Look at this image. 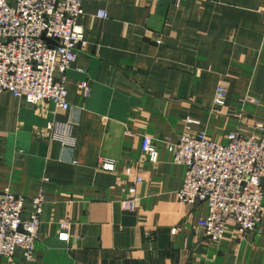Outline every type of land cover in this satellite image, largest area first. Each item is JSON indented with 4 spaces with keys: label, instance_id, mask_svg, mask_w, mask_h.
I'll use <instances>...</instances> for the list:
<instances>
[{
    "label": "crops",
    "instance_id": "crops-1",
    "mask_svg": "<svg viewBox=\"0 0 264 264\" xmlns=\"http://www.w3.org/2000/svg\"><path fill=\"white\" fill-rule=\"evenodd\" d=\"M80 24L85 45L67 73L69 111L0 93V192L25 199V220L32 200L45 199L34 260L17 250L0 264H264V215L244 240L230 226L212 243L197 225L206 205L177 199L186 167L165 144L185 132L223 144L233 132L260 133L264 0H91ZM218 87L228 93L220 113ZM144 136L158 143L156 164L143 159ZM102 160L116 170L101 169ZM139 174L136 210L126 211ZM65 223L70 239L61 242Z\"/></svg>",
    "mask_w": 264,
    "mask_h": 264
},
{
    "label": "built area",
    "instance_id": "built-area-1",
    "mask_svg": "<svg viewBox=\"0 0 264 264\" xmlns=\"http://www.w3.org/2000/svg\"><path fill=\"white\" fill-rule=\"evenodd\" d=\"M91 0H16L10 5L0 0V93L37 106L52 103L67 112V73L85 45V30L80 24L84 4ZM100 19L107 18L103 11ZM85 97L91 95L87 81L80 85ZM228 102L227 90L218 87L214 110ZM55 132L66 135L69 125L50 123ZM259 134L233 132L226 144L213 142L205 132H185L175 144L165 142L173 162L186 167L182 188L176 194L180 203L206 205L208 214L197 225L212 243H220L234 227L233 237L244 240L261 224L264 215V124L256 123ZM62 135V136H63ZM143 159L159 161L158 143L150 136L142 139ZM101 169L114 172L116 163L100 162ZM137 175L123 203L126 211L136 210L139 186ZM45 205L42 194L32 200L30 218L25 220V199L9 191L0 192V255L12 259L22 250L28 262L34 260L36 242ZM176 230H173L175 233ZM65 223L58 240L68 242Z\"/></svg>",
    "mask_w": 264,
    "mask_h": 264
}]
</instances>
